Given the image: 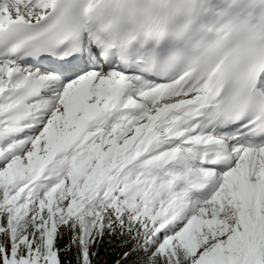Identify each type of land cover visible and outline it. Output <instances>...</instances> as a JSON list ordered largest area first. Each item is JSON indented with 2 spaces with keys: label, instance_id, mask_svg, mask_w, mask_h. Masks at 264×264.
I'll use <instances>...</instances> for the list:
<instances>
[{
  "label": "snow or ice",
  "instance_id": "obj_1",
  "mask_svg": "<svg viewBox=\"0 0 264 264\" xmlns=\"http://www.w3.org/2000/svg\"><path fill=\"white\" fill-rule=\"evenodd\" d=\"M0 264H264V0H0Z\"/></svg>",
  "mask_w": 264,
  "mask_h": 264
}]
</instances>
